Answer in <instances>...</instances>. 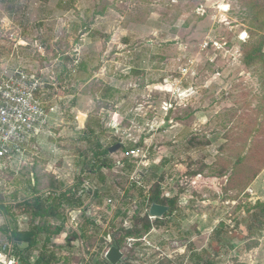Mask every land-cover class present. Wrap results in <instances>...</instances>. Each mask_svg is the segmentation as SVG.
Returning <instances> with one entry per match:
<instances>
[{
  "label": "rangeland",
  "instance_id": "374dc122",
  "mask_svg": "<svg viewBox=\"0 0 264 264\" xmlns=\"http://www.w3.org/2000/svg\"><path fill=\"white\" fill-rule=\"evenodd\" d=\"M7 1L0 75L49 80L56 110L37 150L0 172V249L23 264H109L117 239L119 264H264L251 216L264 205L261 67L242 61L264 0H17L13 14ZM146 221L160 251L124 237ZM30 229L32 246L13 235Z\"/></svg>",
  "mask_w": 264,
  "mask_h": 264
},
{
  "label": "built area",
  "instance_id": "2783aa9c",
  "mask_svg": "<svg viewBox=\"0 0 264 264\" xmlns=\"http://www.w3.org/2000/svg\"><path fill=\"white\" fill-rule=\"evenodd\" d=\"M42 87L41 78L23 67L0 75V172L7 170L15 158L23 156L32 139L49 124ZM144 242L146 246H154ZM0 264H21V261L13 249H0Z\"/></svg>",
  "mask_w": 264,
  "mask_h": 264
},
{
  "label": "trees",
  "instance_id": "16d2710c",
  "mask_svg": "<svg viewBox=\"0 0 264 264\" xmlns=\"http://www.w3.org/2000/svg\"><path fill=\"white\" fill-rule=\"evenodd\" d=\"M7 4L8 5H6V9L11 14L13 12H15L19 8L18 7L19 3L17 2V0H8ZM246 33H248V32L246 31ZM243 43H244L243 46H248L249 49H250L249 51H246L243 54V56H242V61H243L244 65L250 66V65H253V64H259L260 67H261L260 70H258V72H257L258 73V79H259V82H260V85H261V90H262L259 97H260V101H264V51L262 50V47L264 45V33H261V34L257 35V37L254 34L248 33V39L246 41H244ZM253 117H255V116L253 115L251 117L252 119L250 118L251 122L254 121ZM261 122H263V121H261ZM263 126L264 125L262 123L258 124V127H260V128H262ZM96 147L100 148V149L102 148V146H100L98 144H97ZM108 148H109V146L105 147L101 151L95 152V155L98 156V155L106 153L107 151H109ZM76 190H77L76 188L72 189V191H74V192ZM66 195H68V193L67 194H65V193H60L59 194L60 197H64V199H65L64 201L66 202L67 205H69V206H78V205L81 204V200H80L79 197L77 198V200L72 202L71 198L69 196H66ZM37 200H39V199H37ZM149 201H150V203H158V204L166 205V204H164V201H162L159 198L158 194H155L152 197H150ZM254 206H255L254 208H256L257 211L254 210L251 216L253 218H255V221L257 222L259 228L264 227V205L257 202ZM168 208H169V206H168ZM46 210L47 209H42L40 207H37V209H36L34 214L41 216L43 212H47ZM47 213L49 215L54 214L50 210ZM148 216H149V214H148ZM148 222L149 221H146V223L143 225V232L144 233L140 237L136 236V234L132 233L131 231H127V233L124 234L125 239L133 238V239H135V241H133V242H135V244H138L137 242H141V241H139L137 239H140L143 235H145L146 233H148L150 231V225H149ZM81 231H82V229H81ZM217 231H219V230H217ZM35 234H36V232L33 229H30V230H27V231H14L13 232V235L17 239L23 240V241H28L29 245H31V246L34 243V239L33 238H34ZM114 241H117L118 245L120 246V244H119L120 242L117 239H115ZM17 255H18V257H19V259L21 261V264H23V260L21 259L20 254H17ZM25 259H26L25 260V262H26L28 257H25ZM47 262L48 261H46V260L44 261V263H47ZM36 264H38V262Z\"/></svg>",
  "mask_w": 264,
  "mask_h": 264
},
{
  "label": "crops",
  "instance_id": "0c3cea01",
  "mask_svg": "<svg viewBox=\"0 0 264 264\" xmlns=\"http://www.w3.org/2000/svg\"><path fill=\"white\" fill-rule=\"evenodd\" d=\"M19 3V2H18ZM19 8H24V6H22L21 5V3H19V6H18ZM13 14V13H12ZM41 70V72H44V69H40ZM43 81V87H42V90H41V96H42V98H43V101L45 102V106H46V109L48 110V113H49V124H48V127H50L51 126V123H52V121H53V118H54V113H55V108H56V105L54 104V103H51L48 99H47V97H45V84L46 83H49L48 81L49 80H47V81H45V79L44 80H42ZM51 84V83H50ZM47 85V84H46ZM78 112H79V110H77ZM81 114H83L82 112H81ZM76 118H79V116H76ZM48 127H46L42 132H40L36 137H34L33 139H32V141L30 142V145H29V148H28V150H27V152L28 153H31V152H33V151H35V150H37V145L41 142V138H42V135L43 134H45V132H46V130H47V128ZM26 161L27 160H29V158H26L25 159ZM13 161H11V163H12ZM10 163V164H11ZM150 217V216H149ZM205 219V217H200V216H198V217H194V219H196V220H198V219ZM214 218V217H213ZM181 222L182 223H186L187 225H189L191 222L192 223H194L195 221L193 220V218H191L189 215L187 216V217H185V218H182V220H181ZM197 222H199V221H197ZM154 230H156V229H153L152 231H149L148 233H146L145 235H143L142 237H141V239H143L144 241H146V242H148V243H150V244H152L151 242V238H153L154 236H153V232H154ZM157 231V230H156ZM152 245H154V246H156V247H159L157 244H155V242H153V244ZM160 248V247H159ZM183 249H182V247H178L177 249H175V251H178V252H181Z\"/></svg>",
  "mask_w": 264,
  "mask_h": 264
},
{
  "label": "water",
  "instance_id": "95a60500",
  "mask_svg": "<svg viewBox=\"0 0 264 264\" xmlns=\"http://www.w3.org/2000/svg\"><path fill=\"white\" fill-rule=\"evenodd\" d=\"M119 145L115 144L108 148L109 152H113ZM168 210L167 205L151 203L148 209V214L150 217L160 218ZM105 259L110 264H119L122 261L123 253L117 241L113 242L104 255Z\"/></svg>",
  "mask_w": 264,
  "mask_h": 264
}]
</instances>
